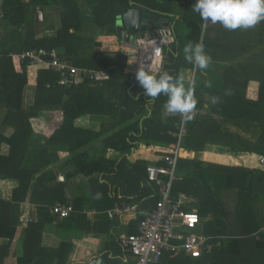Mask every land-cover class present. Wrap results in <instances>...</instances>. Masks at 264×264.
Here are the masks:
<instances>
[{"label":"trees","instance_id":"obj_1","mask_svg":"<svg viewBox=\"0 0 264 264\" xmlns=\"http://www.w3.org/2000/svg\"><path fill=\"white\" fill-rule=\"evenodd\" d=\"M44 1L47 2V0ZM60 1L64 6V10L61 12V28L55 37L34 40L32 47L61 50L58 52L61 59L71 62L74 67L107 70L110 76L109 79L100 81L101 83L83 79L78 83L62 85L58 83L60 78L58 72L51 69H40L33 89V99L25 104L26 66L30 63L27 60H18L17 55L21 53L22 46L16 47L12 56L9 55V50L0 52V109L5 110L2 125L14 129L9 137L0 132V147L2 143L9 145L7 155H2L0 150V180L14 179L18 182V185L12 190L11 201L0 198V264H5L6 258L11 255L10 248L16 236L20 210L28 193L31 196V203H37L44 196H49L52 198L50 202L53 206L56 205V202H59L57 204L71 205L73 211L68 217H58L62 226L75 227L86 233L99 234H110L114 228L106 210L118 203L119 199L109 197L106 182L105 184L97 183L100 187L94 190L97 196L99 192L104 193V196L92 197L89 207L100 210V213L96 216V220L90 221L87 215L82 212L85 208L83 199L75 198L69 202L62 196H56L50 187L42 185L40 179L35 178V170L24 167V159L32 133L30 120L38 117L42 112L50 110L62 112V126L49 141L66 144L70 150L78 144L85 145L101 138L104 147L127 154H130L131 148L137 149L139 144L162 145L166 147L161 154L163 157L170 154L169 145L177 142V134L182 124L185 133L182 137L181 148L183 146L187 149L193 148L192 144H189V138L194 132L193 120L184 121L179 114L174 116L167 114L163 107L167 98L163 95L155 101L146 97L144 89L135 79V74L133 79H130L131 73L127 71L129 57L126 53L118 50L114 53L113 58L98 59V52L95 51V48L100 46L97 39L100 34L118 35L116 27L118 16L133 7L149 10L170 18L173 22L174 42L164 50L162 71H167L174 77L186 74L190 78L193 65L184 59L183 47L190 41L199 42V22L201 21L199 14L191 11L187 6H183L181 16L175 20V0H84L90 7L88 13L80 11L81 7H78L76 0H53L51 3ZM20 21H26L24 24L29 28L26 18L22 16ZM20 21H14V24ZM135 95H139V99H136ZM263 102L264 83H261L258 99L255 101V111L246 116V142H241L240 136L234 134L235 146L238 144V149L246 150L252 159L251 170H246V185L243 187L245 178L241 172L237 171L238 169L236 170V167L225 168L228 172L225 173L226 190H241L246 187V191H248L246 197L242 194L237 195L236 208H234L235 222L231 227L229 226L228 230L225 221H222L225 212L217 203L212 206L213 209L214 207L218 208L215 210L214 221H204L207 224L200 231L204 235L212 237V249L200 258H192L181 252L164 251L156 264H242L244 262L246 264H264V230L261 229L260 215L258 216V212L254 208L257 201H264V170L263 164H260V158L264 155ZM96 115L107 116L108 122L103 124L97 122L94 119ZM88 117L93 121L89 126L87 125ZM228 134L229 132L223 130L221 136L224 137ZM74 160L76 163L70 165L73 169L72 174L77 173L83 167L78 160ZM164 162L160 159L154 165L165 164ZM98 163H100L97 167L98 171L110 173V162L101 159L96 162V164ZM197 164L201 165L200 162ZM182 166L177 158L176 177L179 176L177 168H182ZM84 167L87 168L85 165ZM132 168L134 170L131 169V176H139L135 171L138 169V164L132 165ZM146 168L147 166L144 167L145 182L143 181L141 189L143 194H153L151 198L155 204L159 197L158 187L147 179ZM196 182L200 184L199 187L202 190L212 192L202 174H194L189 179H174L171 192L173 194L180 191L187 194L197 193L195 195L199 202L202 192L195 184ZM207 198L210 201L212 197ZM204 209L198 208L195 211L202 224V219L206 216ZM51 214L57 217L52 211ZM141 219L142 217L138 218L137 222ZM22 225L24 226L22 252L15 257L11 264H67L72 244H85L83 240H73L61 242L56 248H46L41 244L44 228L42 222L30 221L29 212H25ZM134 232L135 229L132 226L126 234ZM110 247L111 244H106V249ZM124 255L128 257L127 259H131L129 254L124 253ZM127 263L133 264V261L130 260Z\"/></svg>","mask_w":264,"mask_h":264},{"label":"crops","instance_id":"obj_2","mask_svg":"<svg viewBox=\"0 0 264 264\" xmlns=\"http://www.w3.org/2000/svg\"><path fill=\"white\" fill-rule=\"evenodd\" d=\"M51 1L53 0H47V2L44 0H0V52L9 50V55L12 56L16 47L22 46L21 52H23L33 48L34 40L55 37L61 28V12L64 10V6L61 1L57 3H51ZM76 3L79 8L81 7V12H90V7L84 0H76ZM194 3L195 0H175L174 19L177 20L181 16L183 6H187L192 11ZM22 16L28 20L29 28L24 24L26 21H20ZM168 20V24L172 27L173 22L170 18ZM14 21L20 22L14 24ZM203 24L204 21L201 20L199 22V43H203L205 46V51L211 57V64L208 69L202 71L193 68L190 78L183 72H181L184 74L183 76L177 77L183 79L185 86L189 80L196 81L195 97L198 101L192 119L194 132L189 138V144H192L193 148L187 149L184 146L181 148L178 161L183 166L177 168V174L179 175L178 179H189L194 174H202L211 189L227 192L229 190L225 188V173H228L225 170L226 167H236V170L238 169L237 171L242 173L245 178L243 187L246 185V170L252 168L251 155L246 153V150L238 149L239 145L235 146L233 139L234 134H238L241 142H246V116L255 111L259 85L264 83V22L248 30L237 29L234 31L226 30L219 23L212 24L209 21L206 28L202 27ZM117 31L118 35L100 34L98 36L100 46L96 48L98 50L95 49L98 52V59L113 58L114 53L120 50L119 37L122 31L119 32L118 29ZM18 60L20 59L18 58ZM128 61L127 71H130L131 65ZM40 69L46 68L37 64L26 66L25 104L33 99V89ZM205 81H211L212 87H205ZM99 83L101 82L99 81ZM27 91L31 92L28 100L25 99L28 98ZM212 96L219 97V102L211 103ZM262 105L264 104L262 103ZM4 117L5 110L0 109V132L9 137L14 129L2 125ZM94 119L101 124L108 122V117L105 115H96ZM87 120L89 126L93 121L89 117ZM62 123L63 115L59 110L44 111L38 117L30 120L32 133L24 159V167L35 170V178H39L42 185L50 187L56 196H62L69 202L75 198L83 199L85 208L82 212L87 215L90 221L96 220V216L100 213V210L89 207L92 197L104 196L102 192H99L97 196L94 190L100 187L99 184H105V182L108 184L109 197L119 199L118 203L106 210V214L116 207H134L123 215H115L112 219L107 214L114 226L110 234L86 233L75 227L60 225V219L51 214L53 205L50 200L52 198L44 196L37 203H31V196L28 193L20 210L16 236L10 248L11 255L6 258L5 264H11L15 257L22 252L24 233L22 221L25 212H29L30 221L44 224L42 246L56 248L61 242L73 240L85 242V244H72L67 264H89L97 260L112 262L117 255L108 251L106 244L119 248L121 254L116 258L119 257L121 263L129 264L127 262L131 259L125 257L117 239L120 234H126L132 226L136 229L137 219L143 217L154 206L151 198L153 194L142 193L144 167L157 164L166 147L150 143L139 144L137 149L131 148L130 154H127L104 147L100 138L85 145L78 144L72 151L66 144L49 141L61 128ZM196 128L197 131H195ZM223 130L229 134L221 136ZM0 150L2 155H7L9 145L2 143ZM74 159L78 160L83 167L77 173L72 174L73 169L70 165L76 163ZM101 159L110 162V173L98 171L97 167L100 163L96 164V162ZM198 162H200V166H198ZM134 164H138V169L135 171L139 176H131ZM262 168L264 170V165ZM97 183L99 184L97 185ZM17 185L18 182L14 179L0 180V198L11 201L12 190ZM197 186L199 187L200 184L198 183ZM199 189L200 192L203 191L201 187ZM235 191L236 196L242 194L245 197L248 192L246 187L241 190L235 189ZM180 192L185 193L184 191ZM185 194L191 199L186 204L187 209L196 211L198 207L194 200H196L195 194L197 193ZM229 194L224 196H229ZM233 196L235 197V195ZM57 203L59 202L55 204ZM254 208L258 212V216L260 215L261 229H264L262 225L264 222V201H257ZM16 246L18 252H15ZM103 258L107 260H103Z\"/></svg>","mask_w":264,"mask_h":264},{"label":"built area","instance_id":"obj_3","mask_svg":"<svg viewBox=\"0 0 264 264\" xmlns=\"http://www.w3.org/2000/svg\"><path fill=\"white\" fill-rule=\"evenodd\" d=\"M123 33L124 31L121 34ZM142 35L131 43L120 37V48L132 52L136 64L130 69V79L135 76L138 66H144L151 71H162L164 50L174 42L173 30L168 23H164L152 34ZM17 56L22 61L27 60L30 64L58 72L60 75L58 83L62 85L78 83L83 79L94 82L105 81L110 76L107 70L76 68L70 62L62 60L54 49L33 48ZM184 133L185 128L182 124L177 134V142L169 145L170 154L161 157L165 164L149 165L146 168L147 179L158 187L159 197L156 203L139 220L134 233L120 234L117 239L123 253L131 256L133 264H156L164 251L181 252L192 258H200L212 249V237L197 231V227L201 224L199 217L186 207L191 199L183 192L177 194L171 192L172 181L178 179L175 175V166ZM260 164L264 165V155L260 158ZM133 207H116L107 214L112 219L115 215H123ZM51 211L57 217L65 218L73 211V207L56 204Z\"/></svg>","mask_w":264,"mask_h":264},{"label":"clouds","instance_id":"obj_4","mask_svg":"<svg viewBox=\"0 0 264 264\" xmlns=\"http://www.w3.org/2000/svg\"><path fill=\"white\" fill-rule=\"evenodd\" d=\"M192 10L204 21V28L209 21L212 24L219 23L229 31L248 30L264 22V0H195ZM157 55L159 56V52ZM183 55L196 70H206L211 64V57L205 51L203 43L187 42L183 47ZM134 62V59L128 61L130 65ZM135 79L144 89V95L152 101L161 95L167 98L163 105L167 114H179L184 121L193 119L198 103L194 95L197 86L194 79L189 80L185 86L183 79H178L167 71H151L144 66L137 67ZM205 87H212L211 81H205ZM135 96L139 99V95ZM218 102L219 97H211V103Z\"/></svg>","mask_w":264,"mask_h":264},{"label":"rangeland","instance_id":"obj_5","mask_svg":"<svg viewBox=\"0 0 264 264\" xmlns=\"http://www.w3.org/2000/svg\"><path fill=\"white\" fill-rule=\"evenodd\" d=\"M121 33H120V37L121 38L124 37L125 40H126V42L131 43L134 40H137L138 39V38H134V40H132V41H127V39H126V33L125 32L123 34H121ZM142 36H144V34ZM120 37H119V44H121ZM96 50H98V49H96ZM120 50L122 52L126 53V54H128V53H131L132 54L130 56L128 55L130 61L134 59V58H132L133 57V53L132 52H128L124 48H122V49L120 48ZM134 65L136 66L135 62L131 64V68ZM26 94H27L28 98H25V99L28 100L29 99V96L31 95V92H28L27 91ZM263 104H264V102H263ZM211 190H212L211 193L207 192L206 190H203L202 191V194L199 196L200 198H199V202L198 203H197V198L198 197H196L195 198L196 200H194L196 202V204H197L196 207H198L200 209L201 208H205L204 211L206 212V216L203 217V219H202L203 224L202 223L199 224V226L197 227V231H202L203 227H205V225L207 224V222H204V221H208V220L211 221V222L214 221V219H215L214 214H216V211L215 210L218 209V208H215L214 207V209H213L212 206H215L217 203L220 204L221 210L225 212L224 213L225 214V217H222V221H225V225L228 227L227 229L229 230V226L231 227L232 224L235 222V216H234L235 215V211H234V208H236V202H237L236 191L235 190H232L231 193H230V191H227L226 192V191H222V190L215 189V188H212ZM227 194H229V196H224V195H227ZM233 195H235V197ZM207 197H210V198L212 197L210 199V201L212 203L210 201H208V198ZM193 211H195V209H193ZM259 221H261L260 218H259ZM262 225L264 227V222H263ZM17 246L15 247L16 248L15 249V252L16 251L17 252L19 251L18 248H17ZM220 246H222V245H220ZM108 251L112 252L113 255L116 254L117 256H119L121 254L120 249L117 248V247H110V248H108ZM116 257L112 260L113 263H116V264H124V263L119 262V257L118 258H116ZM103 260H107V259L106 258H103ZM242 264H246V263L244 262Z\"/></svg>","mask_w":264,"mask_h":264},{"label":"water","instance_id":"obj_6","mask_svg":"<svg viewBox=\"0 0 264 264\" xmlns=\"http://www.w3.org/2000/svg\"><path fill=\"white\" fill-rule=\"evenodd\" d=\"M168 21V18L159 16L152 11L142 10L139 7H133L118 16L117 29L126 33L127 41H132L134 38H140L142 33H154L155 30L161 28L163 23L166 24ZM127 55H129V53ZM100 263L101 260H97L96 262L89 264Z\"/></svg>","mask_w":264,"mask_h":264}]
</instances>
